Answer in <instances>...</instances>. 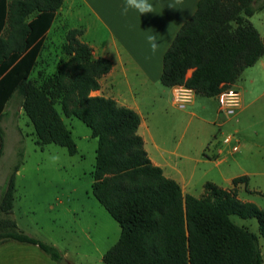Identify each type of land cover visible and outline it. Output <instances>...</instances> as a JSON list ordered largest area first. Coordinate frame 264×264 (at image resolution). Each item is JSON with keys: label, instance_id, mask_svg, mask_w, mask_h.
Instances as JSON below:
<instances>
[{"label": "trees", "instance_id": "1", "mask_svg": "<svg viewBox=\"0 0 264 264\" xmlns=\"http://www.w3.org/2000/svg\"><path fill=\"white\" fill-rule=\"evenodd\" d=\"M63 1L0 0V157L2 120L12 99H20L41 148L54 143L76 154L62 114L77 117L97 139L92 193L121 227L118 241L103 255L105 264H264V208L238 194L239 184L248 189L249 177L235 176L231 188L207 181L199 197L184 193L149 157L140 114L112 97L90 94L112 63L93 57L81 29L67 31L63 56L46 73L44 39ZM262 10L264 0H199L164 53L161 83L185 85L206 97L231 87L264 56V37L250 20ZM23 155L19 151L0 196V244H35L60 263L58 247L20 229L12 216ZM232 215L256 218L259 234Z\"/></svg>", "mask_w": 264, "mask_h": 264}, {"label": "rangeland", "instance_id": "2", "mask_svg": "<svg viewBox=\"0 0 264 264\" xmlns=\"http://www.w3.org/2000/svg\"><path fill=\"white\" fill-rule=\"evenodd\" d=\"M44 52L46 56L53 52L62 53V46L55 49L48 46ZM58 60L57 57L54 62L47 63L46 73L56 70ZM33 76L36 77L37 72ZM204 105L205 113L199 114L198 118L174 106L151 110L145 104L142 112L150 128L155 125L159 135L166 136L172 144L180 143L190 151L189 167L196 164L199 173L208 171L207 176L216 180L221 178L220 169L228 176L247 175L248 189L243 187L242 197L264 208V123L253 121L248 113L231 116L223 126V132H235L239 138L244 136L248 141L245 150L240 148L232 154V144H225L221 157L226 156L227 159L219 166L220 169L213 160L196 163L200 141L212 128H216L210 123L217 113L216 102L205 101ZM256 105L264 108V95ZM62 117L77 144L78 151L74 155L54 143L41 148L36 144L34 127L22 109L20 99L16 97L8 103L2 120L5 142L0 157V196L12 167L19 159V151H23V163L16 176L12 214L18 227L66 253L67 257H63L59 264H67L68 261L72 264H105L103 255L118 241L121 227L92 193L97 139L77 117L64 114ZM52 153L60 156L55 164L48 159ZM247 171L252 173L247 174ZM197 189L195 193L199 196L201 190ZM232 219L259 234L256 218L232 215ZM260 243L264 258L262 237ZM0 259L2 264H55L37 245L17 241L0 245Z\"/></svg>", "mask_w": 264, "mask_h": 264}, {"label": "crops", "instance_id": "3", "mask_svg": "<svg viewBox=\"0 0 264 264\" xmlns=\"http://www.w3.org/2000/svg\"><path fill=\"white\" fill-rule=\"evenodd\" d=\"M198 1L149 0L154 5L155 13L141 15L138 11L129 9L128 14L124 15L122 8L125 0H64L56 11L44 39L45 47L60 48L66 40L69 29L82 30L80 39L92 47L93 57L102 56L112 63L111 70L99 80L100 88L92 90L90 94L112 97L120 105L136 110L141 116L139 133L144 138L145 147L152 162L160 166L166 176L175 179L184 193L195 196H197L195 193V190H198L197 187L201 190L199 196L203 195L204 184L207 181H212L223 188L233 187L235 176L224 175L219 167L227 159L226 156L221 157L225 146L221 138L228 133L223 132V126L232 117L246 113L253 121L264 123V108L256 105L258 99L264 95V56L254 65L247 67L239 80L231 85L239 89L242 100L241 107L232 115L220 111L217 96L206 97L195 93L192 102L180 107L173 99L175 86L167 87L161 83L164 53L183 23L195 13ZM250 20L264 37V10L255 13ZM148 34L157 35L159 48L155 53L151 51L146 39ZM45 53L43 51L41 56L45 58L41 64L43 68L47 63L54 62L57 57L60 59L63 56L61 52L58 54L53 52L51 56H46ZM37 71L38 69L35 72ZM191 72L192 70H189L188 75ZM210 100L215 101L217 106V113L210 121L216 128H212L200 141L196 163L202 164L213 160L220 169V180L208 177V171L199 173L196 164L192 168L189 167L190 151L180 143L172 144L166 136L159 135L155 125L150 128L142 112L145 104H148L151 110L174 106L198 118L199 114L205 113L204 102ZM236 131L240 133L239 128ZM239 140L240 148L245 150L248 144L247 139L241 136ZM243 187L245 188L244 184L238 185V194L242 199H244L241 194ZM62 254L64 258L67 257L66 253ZM2 261L0 259L1 264ZM67 264L72 262L68 261Z\"/></svg>", "mask_w": 264, "mask_h": 264}, {"label": "built area", "instance_id": "4", "mask_svg": "<svg viewBox=\"0 0 264 264\" xmlns=\"http://www.w3.org/2000/svg\"><path fill=\"white\" fill-rule=\"evenodd\" d=\"M194 94V90L185 85H176L173 91V99L178 106L184 107L193 101ZM217 98L220 111L223 113L232 115L241 107V92L233 86L223 88ZM221 140L224 144H232L231 151L233 153L240 148V140L234 132L224 134Z\"/></svg>", "mask_w": 264, "mask_h": 264}, {"label": "clouds", "instance_id": "5", "mask_svg": "<svg viewBox=\"0 0 264 264\" xmlns=\"http://www.w3.org/2000/svg\"><path fill=\"white\" fill-rule=\"evenodd\" d=\"M129 9H134L138 11L141 15L148 13H155V8L149 0H125V5L122 8V14L127 15ZM148 43L150 44L151 51L155 53L159 48V41L156 34H148L146 37ZM48 159L52 163H57L60 160V156L57 153H52L48 156Z\"/></svg>", "mask_w": 264, "mask_h": 264}, {"label": "water", "instance_id": "6", "mask_svg": "<svg viewBox=\"0 0 264 264\" xmlns=\"http://www.w3.org/2000/svg\"><path fill=\"white\" fill-rule=\"evenodd\" d=\"M61 262H63V259L61 260Z\"/></svg>", "mask_w": 264, "mask_h": 264}]
</instances>
